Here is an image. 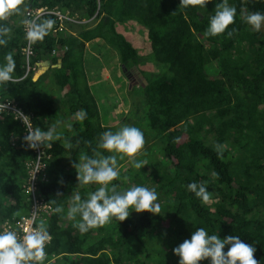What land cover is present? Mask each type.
I'll use <instances>...</instances> for the list:
<instances>
[{
  "label": "trees",
  "instance_id": "16d2710c",
  "mask_svg": "<svg viewBox=\"0 0 264 264\" xmlns=\"http://www.w3.org/2000/svg\"><path fill=\"white\" fill-rule=\"evenodd\" d=\"M224 2L22 0L18 11L0 18V40L5 41L0 44V66L11 53L16 79L0 83V99L15 105L31 127L41 131H49L51 121L61 124V119L55 120L58 100L68 114L86 113L80 121L62 124L66 134L56 131L66 137L64 142L60 136L49 142V149L40 146L46 151L41 158L45 168L36 182V198L63 209L45 221L53 235L46 248L48 257L56 256L50 264H178L173 249L199 227L220 238L239 235L255 247L258 264H264V37L246 22L250 13H264V0H226L236 8L234 21L224 32L209 35L210 17ZM40 7L69 10L91 24H69L67 29L76 34L56 40L51 34L53 23L42 40L30 42L27 64L25 26ZM47 20L55 21L53 16H43L33 23L42 25ZM127 22L145 34L149 42L146 55H139L115 30L117 24ZM92 40L117 53L122 74L130 78L138 71L145 80L135 81L123 95L136 102L137 112L149 127L142 131L144 150L136 156L144 165L135 168L131 160L128 170L110 182L107 194L112 185L117 192L143 185L156 190L161 211L133 210L124 221L112 219L109 226L81 232L76 226L79 213L76 219L64 215L76 203L77 194L86 200L101 185L82 184L80 168L72 159L78 153L90 159L108 158V150L99 146L101 134L123 125L102 124L114 118L99 111L87 85L83 54L85 44ZM54 45L67 47L51 76L50 88L56 91L49 92L55 97L40 86L46 73L33 80V68L45 59L56 64L51 55ZM140 120L141 116L132 126L141 129ZM25 129V121L11 111L0 113V223L28 209L23 193L26 164L37 156L23 139L28 134ZM120 164L117 161L116 167ZM193 181L205 185L208 200L187 188ZM199 264H211V258Z\"/></svg>",
  "mask_w": 264,
  "mask_h": 264
},
{
  "label": "clouds",
  "instance_id": "9594fccd",
  "mask_svg": "<svg viewBox=\"0 0 264 264\" xmlns=\"http://www.w3.org/2000/svg\"><path fill=\"white\" fill-rule=\"evenodd\" d=\"M195 2H201V0H195ZM21 3L22 0H0V18H4L12 12L18 11V6ZM65 11L69 10H64L63 12ZM235 15L236 8L229 6L226 0L224 3L218 4L215 14L210 17L207 33L209 35H216L224 32L227 26L233 23ZM72 18L74 21L64 22L60 31H57L58 23L55 19V21L47 20L42 25H35L29 22L32 23V26L26 32V38L30 42L42 40L53 23H56V25L53 27L51 34L56 40L60 36L76 34L66 29L69 24L78 26L85 23H87V26L91 24L90 20L88 22L86 20H80L76 15H72ZM246 22L256 30H259L261 24L264 23V13L259 11L252 12L246 17ZM4 31L7 32L9 29L5 28ZM3 43L5 41L0 40V44ZM54 48L61 50L59 45H54ZM64 51H60L58 54L52 56L58 58ZM5 60L6 63L0 66V83L14 81L15 79L12 75L15 68V61L12 54H7ZM45 60L52 61L50 58ZM137 72L135 71V74L138 79ZM85 115L86 113L81 111L79 113L80 119H83ZM50 124L51 127L46 132L41 131L40 128H35V130L29 129L28 134L23 138L28 142L27 147L36 149L42 145L50 146V141L59 139L60 134L55 133L59 131L64 123L61 122L59 124V121H51ZM144 143V134L141 129L135 126L124 125L115 132H103L99 146L108 151L120 153L121 158L124 156L129 157V162L133 159L132 163L134 167L139 169L144 165V161L136 160L134 157L138 155L137 153L143 148ZM65 147H69L67 142L65 143ZM82 159L86 162L78 166L80 168L78 173L80 182L82 184L96 182L101 186L95 192L89 193L88 199L86 200H81L80 195L77 194L74 197L76 203L64 215V217L68 216L71 219H76V214L79 213L80 219L77 221L76 226L81 232H87L91 228L109 223L112 219L124 221L133 210L136 212L147 211L153 214H160L161 206L158 203V193L155 189H150L143 185H136L124 189V191L117 192L115 191L116 186L112 185L111 194H107L106 190L110 182L117 180L120 176V166H123L125 171V169L128 170L129 164L126 165L121 161V164L116 167V158L114 156L112 157L110 153L108 158L101 160L90 159L86 156L82 157ZM28 176L29 170L27 169L26 179ZM40 176L39 173L37 180ZM187 188L197 197H201L205 201L209 199V193L204 184H197L193 181L187 185ZM26 197L28 209L25 214H21L18 218H6L0 223V229L2 223L9 221L23 235L22 231L15 227V225L30 210L31 196L27 195ZM54 211L61 213L63 209L57 206L54 208ZM36 225L38 227L26 233L22 239H18L15 231H0V264H50L54 260L56 256L50 254V257H48L46 250L52 243L53 235L43 220L37 222ZM76 234L74 232L72 235L75 236ZM226 245L228 246L227 251H225ZM255 251V247L244 242L239 235H226L220 238L216 234H210L203 227L196 228L191 232L190 238L185 239L173 249L174 254L179 257L178 264H199L201 260L209 257L211 258V264H258L257 259L254 258Z\"/></svg>",
  "mask_w": 264,
  "mask_h": 264
},
{
  "label": "crops",
  "instance_id": "0c3cea01",
  "mask_svg": "<svg viewBox=\"0 0 264 264\" xmlns=\"http://www.w3.org/2000/svg\"><path fill=\"white\" fill-rule=\"evenodd\" d=\"M126 24L133 25L135 23L127 22ZM126 24H117L116 30L117 32L119 30L123 29V26ZM67 29V27H66ZM119 29V30H118ZM71 33H75L74 30L67 29ZM119 33V32H118ZM123 35V34H122ZM124 36V35H123ZM128 41V40H127ZM129 42V41H128ZM129 43L132 44V46L136 49V45H139V42L137 40H131ZM149 47V44H148ZM147 47V49H148ZM137 50V49H136ZM148 50H144L143 53H145ZM109 52L110 54H108ZM106 53V55H105ZM139 53V52H137ZM146 53V54H147ZM139 55H142L139 53ZM57 62L56 64L52 63V61H45L41 64H39L35 70V73L33 74V80L37 79L40 75L45 74L47 78L50 79V81H46L44 83V80L40 82V86L46 91L49 92V89H52V79L51 76L53 73H56V68L60 67L61 65V59L58 57L56 58ZM119 59L117 56V53L114 50L109 51L108 49L102 48L96 40H92L90 42H87L85 44V51L83 54V70L85 73V76L87 78V82L92 91V94L94 95L96 99L97 107L99 108V111L103 113L111 114L112 117L116 115V117H113L114 120H116L119 116L117 115L118 111H121L120 108L113 111L112 103L110 102L112 95L111 89L113 86L117 87V84H125L127 81L126 74H122L119 70ZM49 72H53L49 74ZM111 78V79H110ZM111 80V82H110ZM97 94V95H96ZM120 96L118 95V98ZM125 96H122V99ZM126 100V99H125ZM123 99V101H125ZM125 105L127 107V104H122V106ZM123 113V111H121ZM120 115H124L123 114ZM80 111L74 112L71 115L76 116ZM114 124V121L107 122ZM103 124V122H102ZM68 170V169H67Z\"/></svg>",
  "mask_w": 264,
  "mask_h": 264
},
{
  "label": "built area",
  "instance_id": "2783aa9c",
  "mask_svg": "<svg viewBox=\"0 0 264 264\" xmlns=\"http://www.w3.org/2000/svg\"><path fill=\"white\" fill-rule=\"evenodd\" d=\"M28 15H31L30 12H27ZM43 16H53L56 22L58 23L57 31H60L63 27L64 22L66 21H74L72 18V15L70 14L69 11H61L57 7H54L52 9H49L47 7H40L36 10V13H34L32 20L30 22H34L35 20H38L42 18ZM32 23H28L27 26H25V31L29 29V27L32 26ZM55 32V31H54ZM54 48L51 51V55H56L60 51L66 50V47L63 46L60 48ZM32 54V51L30 49V41L27 42V47L24 49V55L26 58V63H28L29 58ZM35 69V68H33ZM29 71V66L27 65L26 72ZM16 79H14L15 81ZM15 105H12L10 102H3L0 99V113L4 110L11 111L16 118L21 119V121H25V131L28 133L29 129L35 130L33 127H31L29 121L25 119V116L21 115V112L14 107ZM46 132V131H45ZM50 146H47V149H49ZM35 150L37 159H33L29 162H27L26 166L27 169L29 170V176L26 179L25 184L23 185V191L25 195H30L31 196V206L30 210L27 213V215L23 216L21 218V221L17 222L15 227L19 228L23 235L14 228L13 224L10 223L9 221H6L2 223L0 231H6V230H12L17 233L18 239H22L23 236L28 233L29 231L37 228L38 226L36 225L37 222H40L43 220L44 222L48 217H51L52 214L55 213L54 207H52L49 203L44 202L43 200H38L36 198V181H37V176L39 173L41 174L42 170L45 168V164L41 162V158L45 156V151L44 149L36 148L33 149ZM46 158H49V155H46Z\"/></svg>",
  "mask_w": 264,
  "mask_h": 264
},
{
  "label": "rangeland",
  "instance_id": "374dc122",
  "mask_svg": "<svg viewBox=\"0 0 264 264\" xmlns=\"http://www.w3.org/2000/svg\"><path fill=\"white\" fill-rule=\"evenodd\" d=\"M124 24H126V23H124ZM259 31H261V35H263V37H264V23L261 24ZM118 32L120 34H123L125 39L128 40L129 42L131 40H133V41L137 40L139 42L140 46L136 45V49H137L136 51L143 54V56L146 55L147 51L145 53H143V52H144V50H148L147 47H148L149 42L147 41L145 34L142 31H139V28L135 24H133V25L132 24L131 25L126 24L123 26V29L119 30ZM119 70H120V66H119ZM51 73H53V72H49V74H51ZM41 79H43V77ZM46 81H50V79L46 78L44 80V83ZM110 82H111V80H110ZM134 83L135 82H132L131 79H129L127 77V81L125 84H119V85L117 84V87L113 86L111 89L110 95H112V97L110 99L111 100L110 102L112 103L113 111L120 108V110L123 111V113L125 112L124 115H120L118 113H120L121 111H118L117 115L119 117L116 120H114V124L119 123V124H123L122 126H124L126 124L129 126H132L131 122L137 120L141 116L140 124H142V126H143V127H141V131H149V127L147 126V121L145 119H143V116L139 113V111L137 112V109L139 107L136 106L137 105L136 102L133 103L130 99L125 100V98H123L125 100V101H123V99H122V96L125 95L126 89L130 88L131 85ZM52 90H54V89H52ZM54 91H56V90H54ZM47 93L52 95L53 97L57 96V94H52L51 92H47ZM118 95L120 96L119 98H118ZM94 99H95V97H94ZM95 101H96V99H95ZM137 103L139 104V101ZM122 104H127V107L125 105L122 106ZM56 106H57V108H59V106H60V108L57 112V116H56L55 120L61 119L62 123H64L67 120H70V122H75V121L81 120L79 117V113L75 117L72 116L71 114H68L67 109L63 105L59 104V100H58V102L56 101ZM132 106H133V109H132V111H130ZM123 113L121 112V114H123ZM113 117H116V115H114ZM103 125L104 126H113L112 123L108 124L105 122H103ZM65 130L66 129H65L64 125L61 126L59 129L60 132L64 131L63 133L66 134ZM117 130H119V129L117 128ZM112 132H114V129ZM60 136L63 138V142H64L66 137L63 136L62 134H60ZM182 141H185V137L182 139ZM142 150H144V149H142ZM108 152L110 153V155L112 157L114 156L116 158V161H118V162L122 161L126 165H128L130 163L129 159H128L129 157L124 156L123 158H121L120 153H117L115 151H108ZM155 154H156V152H155ZM67 157H68V155H67ZM82 157H83V155L81 153H78L77 156L74 159H72V161H74L76 166H79V165H82L83 163H85V160H83ZM125 159H128V160H125ZM134 159H136V157H134ZM125 170H127V169H125ZM119 171L120 172L124 171V167L120 166ZM92 183H96V182H92ZM46 221H47V219H46ZM110 224H112V223L111 222L106 223L105 227L109 226ZM75 233H77V231ZM80 264H84V263H80Z\"/></svg>",
  "mask_w": 264,
  "mask_h": 264
},
{
  "label": "flooded vegetation",
  "instance_id": "af4514ba",
  "mask_svg": "<svg viewBox=\"0 0 264 264\" xmlns=\"http://www.w3.org/2000/svg\"><path fill=\"white\" fill-rule=\"evenodd\" d=\"M130 79H131L132 82H135V81L137 82V81H138L135 72H133V74L130 76ZM134 79H135V80H134Z\"/></svg>",
  "mask_w": 264,
  "mask_h": 264
},
{
  "label": "water",
  "instance_id": "95a60500",
  "mask_svg": "<svg viewBox=\"0 0 264 264\" xmlns=\"http://www.w3.org/2000/svg\"><path fill=\"white\" fill-rule=\"evenodd\" d=\"M138 81H142L145 83L144 77L140 73H138Z\"/></svg>",
  "mask_w": 264,
  "mask_h": 264
}]
</instances>
